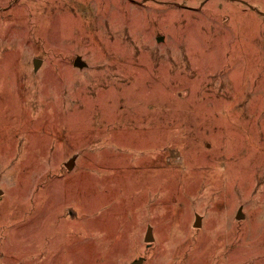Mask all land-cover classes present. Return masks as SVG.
Instances as JSON below:
<instances>
[{"label":"rangeland","instance_id":"rangeland-1","mask_svg":"<svg viewBox=\"0 0 264 264\" xmlns=\"http://www.w3.org/2000/svg\"><path fill=\"white\" fill-rule=\"evenodd\" d=\"M0 190V264H264V0H0Z\"/></svg>","mask_w":264,"mask_h":264},{"label":"water","instance_id":"water-1","mask_svg":"<svg viewBox=\"0 0 264 264\" xmlns=\"http://www.w3.org/2000/svg\"><path fill=\"white\" fill-rule=\"evenodd\" d=\"M159 40H161V38H159ZM42 63H43L42 59H40V58H35L34 59V69H35V71H37L41 67ZM74 65L78 66V67H83L85 65V63L81 60L80 57H76V59L74 61ZM74 164H75V160H74V158H72L66 163V167L69 170H72L73 167H74ZM0 192H1V190H0ZM242 216L243 215L241 213L238 214V218L239 219H241ZM201 220H202V217L200 215H197L194 226L195 227H200L201 226ZM145 241L148 244H150L151 242L154 241V235H153L152 227H148L146 235H145ZM142 262H143V258H140V259L134 261L132 264H142Z\"/></svg>","mask_w":264,"mask_h":264}]
</instances>
